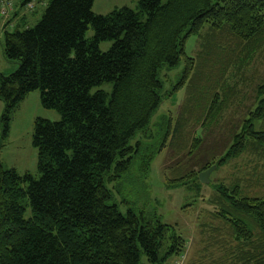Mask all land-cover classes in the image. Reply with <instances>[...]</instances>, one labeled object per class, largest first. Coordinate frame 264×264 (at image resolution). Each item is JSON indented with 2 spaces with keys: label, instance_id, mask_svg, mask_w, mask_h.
<instances>
[{
  "label": "trees",
  "instance_id": "16d2710c",
  "mask_svg": "<svg viewBox=\"0 0 264 264\" xmlns=\"http://www.w3.org/2000/svg\"><path fill=\"white\" fill-rule=\"evenodd\" d=\"M37 2L44 11L33 26L21 14L4 32L3 55L18 67L0 74L2 134L33 90L60 120L35 119L38 178L0 165V264H170L186 252L187 238L143 212L122 213L109 203V186L128 180L131 170L137 178L149 170L153 152L137 136L162 102L163 66L182 61L172 93L186 86L177 116L166 120V136L182 139L188 116L203 127L217 120L224 100L218 88L194 82L202 69L211 74L224 61H252L264 44V0H139L136 9L105 15L93 13L94 0H23L14 16L23 7L34 15ZM89 27L94 33L86 38ZM191 36L199 40L195 56L185 50ZM103 41H112L105 52ZM105 82L110 95L91 92ZM256 93V107L221 158L198 172L170 168L174 176H166L167 186L190 188L212 165L243 154L255 164V179L244 178L245 186L237 178L217 185L197 223L198 251L186 264H264V194L248 192L264 180V82ZM200 142L191 138L188 153Z\"/></svg>",
  "mask_w": 264,
  "mask_h": 264
},
{
  "label": "rangeland",
  "instance_id": "374dc122",
  "mask_svg": "<svg viewBox=\"0 0 264 264\" xmlns=\"http://www.w3.org/2000/svg\"><path fill=\"white\" fill-rule=\"evenodd\" d=\"M5 1L0 0V8ZM10 1L13 3L11 10L9 8L5 16L0 12V74L3 75L12 73L18 67L16 61L8 60L3 55L4 32L14 30L21 14L26 15L27 26H33L44 11V5L37 2L34 15L28 13L29 11L23 7L21 13L14 16L15 8H21L23 0ZM161 2L165 3L166 0H161ZM138 3L139 0H94L92 11L95 14L105 15L124 6L136 9ZM93 33V29L89 27L85 37L91 38ZM198 44L199 40L196 36L189 37L185 45L186 53L189 56H195ZM111 45L112 41H103L99 44V49L105 52ZM184 69L185 64L182 61L174 67L160 68L158 77L162 83L160 90L162 102L146 131L137 136L144 145H148L149 150H147L153 152L149 170L141 178H137L131 170L132 175L128 180L122 179L115 187L111 184L109 188L113 198L109 200V203L117 204L122 213L130 209L143 212L153 219L158 218L164 224L176 225L178 231L187 238V249L183 260V264H186L189 258L195 256L198 251L200 244H196L199 240L197 223L205 218L209 207L207 201L217 185L219 183L229 184L237 178L245 186L247 183L244 182V178L255 179L254 175H251L255 164L251 161L250 155H240L221 167H215L208 174L207 183L200 182L198 175V185L190 188L167 186L166 176L173 177L171 169L178 166L183 172L191 170L198 172L202 166L218 160L225 154L233 141L234 134L239 132L242 121L257 105L256 87L264 82V44L249 64L232 60L230 63L224 61V67L221 68L217 65L211 70V74L208 73V68L201 70L200 80L194 83L202 88L207 85H212L213 90L218 88L220 98H224L221 103L223 106L217 114V120L205 127L197 124L194 118L188 116L183 127V138H179L177 142L172 134L166 136V120L169 117L172 120L175 119L186 96V86L172 93L174 86L182 78ZM221 74L223 75L220 78ZM97 89H103L110 95L112 85L105 82L93 87L91 92ZM3 107L0 100V118ZM196 109L195 106L194 113H197ZM36 118L49 121L60 120V114L57 111L41 105L39 90L30 91L21 100L11 115L5 137L2 134L0 121V165L4 168H14L19 174L28 172L38 178L40 173L37 169V150L32 145ZM258 126L257 121L254 127L257 129ZM193 137H199L201 142L196 151L190 154L186 145ZM260 171L264 172V169ZM259 183L261 185L251 187L248 192L252 195L264 194V180H260ZM28 215L29 210L25 217ZM196 236L198 237L195 238Z\"/></svg>",
  "mask_w": 264,
  "mask_h": 264
},
{
  "label": "built area",
  "instance_id": "2783aa9c",
  "mask_svg": "<svg viewBox=\"0 0 264 264\" xmlns=\"http://www.w3.org/2000/svg\"><path fill=\"white\" fill-rule=\"evenodd\" d=\"M12 3L10 1H6L3 2L1 8H0V12L2 15H6L8 12V9H11ZM185 258V254L179 256L178 258H176L173 262H171L170 264H183V260Z\"/></svg>",
  "mask_w": 264,
  "mask_h": 264
},
{
  "label": "water",
  "instance_id": "95a60500",
  "mask_svg": "<svg viewBox=\"0 0 264 264\" xmlns=\"http://www.w3.org/2000/svg\"><path fill=\"white\" fill-rule=\"evenodd\" d=\"M216 166L215 165H212L211 167H209L207 170L201 172L199 174V181L202 182V183H207L208 180H207V176L208 174L215 168Z\"/></svg>",
  "mask_w": 264,
  "mask_h": 264
}]
</instances>
